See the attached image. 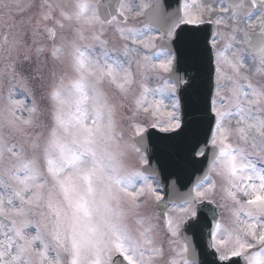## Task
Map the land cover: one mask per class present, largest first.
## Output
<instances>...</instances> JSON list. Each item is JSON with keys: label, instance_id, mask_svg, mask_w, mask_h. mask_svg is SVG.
Listing matches in <instances>:
<instances>
[{"label": "snow or ice", "instance_id": "6c2138e0", "mask_svg": "<svg viewBox=\"0 0 264 264\" xmlns=\"http://www.w3.org/2000/svg\"><path fill=\"white\" fill-rule=\"evenodd\" d=\"M0 264H264V0H0Z\"/></svg>", "mask_w": 264, "mask_h": 264}, {"label": "water", "instance_id": "95a60500", "mask_svg": "<svg viewBox=\"0 0 264 264\" xmlns=\"http://www.w3.org/2000/svg\"><path fill=\"white\" fill-rule=\"evenodd\" d=\"M170 3H173V5L175 4V0H170ZM153 163H155V161H153Z\"/></svg>", "mask_w": 264, "mask_h": 264}]
</instances>
